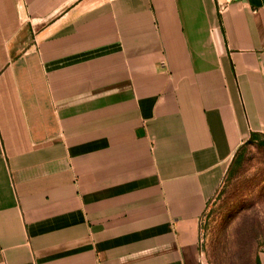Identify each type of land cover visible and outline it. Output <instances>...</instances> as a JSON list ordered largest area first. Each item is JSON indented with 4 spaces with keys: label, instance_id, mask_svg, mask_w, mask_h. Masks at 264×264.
Segmentation results:
<instances>
[{
    "label": "crops",
    "instance_id": "obj_1",
    "mask_svg": "<svg viewBox=\"0 0 264 264\" xmlns=\"http://www.w3.org/2000/svg\"><path fill=\"white\" fill-rule=\"evenodd\" d=\"M255 135L264 0H0V264H210Z\"/></svg>",
    "mask_w": 264,
    "mask_h": 264
},
{
    "label": "rangeland",
    "instance_id": "obj_2",
    "mask_svg": "<svg viewBox=\"0 0 264 264\" xmlns=\"http://www.w3.org/2000/svg\"><path fill=\"white\" fill-rule=\"evenodd\" d=\"M262 142L264 136H259L238 150L203 217V246L210 264H242L264 253Z\"/></svg>",
    "mask_w": 264,
    "mask_h": 264
},
{
    "label": "trees",
    "instance_id": "obj_3",
    "mask_svg": "<svg viewBox=\"0 0 264 264\" xmlns=\"http://www.w3.org/2000/svg\"><path fill=\"white\" fill-rule=\"evenodd\" d=\"M255 140H258V137L255 135L254 137H252L251 141H255ZM250 141V142H251ZM262 146H264V142L260 143Z\"/></svg>",
    "mask_w": 264,
    "mask_h": 264
},
{
    "label": "built area",
    "instance_id": "obj_4",
    "mask_svg": "<svg viewBox=\"0 0 264 264\" xmlns=\"http://www.w3.org/2000/svg\"><path fill=\"white\" fill-rule=\"evenodd\" d=\"M201 243H203V233H202V240H201Z\"/></svg>",
    "mask_w": 264,
    "mask_h": 264
}]
</instances>
